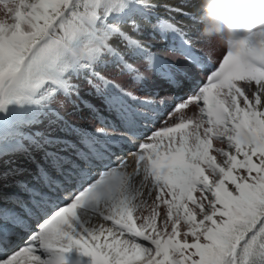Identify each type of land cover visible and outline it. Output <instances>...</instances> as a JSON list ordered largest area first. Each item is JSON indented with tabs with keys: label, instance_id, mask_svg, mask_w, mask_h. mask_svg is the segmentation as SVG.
I'll return each instance as SVG.
<instances>
[{
	"label": "snow or ice",
	"instance_id": "1",
	"mask_svg": "<svg viewBox=\"0 0 264 264\" xmlns=\"http://www.w3.org/2000/svg\"><path fill=\"white\" fill-rule=\"evenodd\" d=\"M187 3L0 0V164L9 154L27 156L49 189L32 190L39 230L27 246L15 251L11 230L0 229V264H84L70 261L73 249L90 264H264V31L227 43L206 83L180 97L150 134L142 129L157 123L164 101L141 99L101 71L112 64L142 81L125 58L130 54L146 70H167L171 82L172 66L134 38L143 33L136 18L150 22L149 14L163 6L202 24L201 16L184 11ZM152 27L163 39L187 35L172 16ZM183 43L192 58L190 42ZM81 81L115 111L122 136L114 135V125L113 132L97 128L78 147L33 130L55 111L59 96L79 97ZM192 106L197 112L186 116ZM172 117L176 122L169 123ZM121 142L136 148L132 171L127 160H113ZM67 149L73 154H60ZM149 184L151 205L140 199ZM62 192L70 202L39 223ZM98 218L110 226L95 223ZM14 224L27 227L18 217Z\"/></svg>",
	"mask_w": 264,
	"mask_h": 264
},
{
	"label": "rangeland",
	"instance_id": "2",
	"mask_svg": "<svg viewBox=\"0 0 264 264\" xmlns=\"http://www.w3.org/2000/svg\"><path fill=\"white\" fill-rule=\"evenodd\" d=\"M148 1V3L157 5H171L173 7L181 6V0ZM199 5L200 3L198 0H188L187 5L184 6V10L185 8H188L190 13L199 18L202 14ZM169 16L174 17L175 20L180 23L187 33L186 36L180 37L173 34H168L167 38L163 39L160 32L152 27L158 18H167ZM136 19L141 24L143 33L141 35L133 33L134 38L142 40L146 45H151V50L163 57V59L167 61L168 65L177 64L185 67V63L189 61L188 64L192 67V72L197 76V78H190L188 77L189 75H187V78H185V72H183L178 75L179 78L173 77L170 82L166 75L167 70H162L160 72L146 70V62L142 58H133V56L130 54L125 58L129 63L133 64L134 67L139 68L143 73L144 79L142 81L133 80V74H130L121 67L114 66L112 64H109L105 68L101 69L102 74L120 83L125 87L126 90L131 91L135 96H138L141 99L143 97L145 99V97L148 95L150 96V100L163 99L167 94L170 95L172 99L169 97V100H165L163 105H159L157 107V111L160 114L157 123L154 125L148 123L147 128L142 129V132H148L146 134H150V130L153 127L158 128L160 126V120L167 118L168 112L172 109L174 104L179 102L180 97L186 98L191 90L198 91V88L206 83V77L211 74L212 70L218 68L219 63L222 62L223 56L220 60H215L211 56L214 55L215 52L209 46L211 41L205 40L201 36L203 24L192 20L188 16H184L176 12L169 13L165 10V7L161 6L155 9V14H149L150 22H145L139 17ZM218 37L221 38V44L219 45L220 49L225 50L226 52V37L223 35H219ZM185 40L190 42V49L195 54L192 55L191 53L192 58H188L185 54L187 51L183 43ZM174 67L172 66V69ZM184 67L183 69H187ZM177 80L180 82L179 85L176 83ZM80 83L81 89L79 97L75 95L70 98L63 95L59 96V103L53 105L55 111L50 113L47 117H43L42 123L35 126L33 130H39L49 134L53 138H58L67 144H75L78 147L81 146L80 141L84 133H94L97 128H104L106 131L113 132L114 125V135L122 136L123 128L121 126L120 120L118 119L115 111L110 110L104 97L98 94L92 87L83 81ZM56 112H59L62 119H57L55 114ZM196 112L197 109L195 106H192L185 110L184 114L186 116H191ZM115 122L118 125H115ZM174 122H176V118L172 117L169 120V123ZM121 146L124 147V149L117 150V147H114V149H116V156L113 157V160L115 161L117 156L121 157L122 159L124 158L127 160L129 165L128 171H132V164L129 160L132 158L130 156L134 155L136 152V148L135 146H128L125 143H120L118 145V147ZM217 146L226 147V145H222L220 142ZM63 147L64 146L62 144L60 148L63 149ZM61 153H63L62 155H72L73 150H62ZM33 155L35 160L39 162L41 166L49 172V174H51L53 177L59 175V173L55 172V170L50 167L48 162H45L42 159L41 153H33ZM133 157H135V155ZM218 159H222V157L218 156ZM3 161L4 162L0 164V196L3 198L6 196H11L16 200L18 199L22 205L27 206L28 203L34 199L32 190H37L38 193H40L41 188H43V183L40 181L41 176L36 163L31 162L28 157L23 154H9L3 158ZM9 161H11V163H9ZM13 169H19V171H13ZM36 184L38 185V188H35ZM150 187L151 185L149 184L148 187L143 189L144 195H148ZM154 196L155 192L153 191L151 197H149L154 199ZM58 206L59 203H57L55 208ZM55 208H49L48 215H50L51 211H54ZM160 211L163 213V207L160 209ZM47 216H41L39 222ZM95 222L110 226V222L103 221L102 218L96 219ZM37 226L36 218L30 220L28 224L29 229H27L22 238V240H25V242L22 244L17 243L16 246L20 247L21 245L25 244L30 238V235L37 231L34 229V227ZM15 248L16 247H14V249ZM86 259H83V261L87 264H90V258L88 257Z\"/></svg>",
	"mask_w": 264,
	"mask_h": 264
},
{
	"label": "clouds",
	"instance_id": "3",
	"mask_svg": "<svg viewBox=\"0 0 264 264\" xmlns=\"http://www.w3.org/2000/svg\"><path fill=\"white\" fill-rule=\"evenodd\" d=\"M203 28L210 40L223 35L231 44L241 34L264 31V0H199Z\"/></svg>",
	"mask_w": 264,
	"mask_h": 264
},
{
	"label": "bare ground",
	"instance_id": "4",
	"mask_svg": "<svg viewBox=\"0 0 264 264\" xmlns=\"http://www.w3.org/2000/svg\"><path fill=\"white\" fill-rule=\"evenodd\" d=\"M149 2V1H148ZM198 2H199V0H198ZM153 4V3H152ZM184 11H187V12H189V10H188V8H185V10ZM201 37V36H200ZM211 41V42H210ZM210 48L215 52V54L214 55H211L215 60H220L221 58H222V56L223 55H225L226 54V52H225V50H221L220 49V47H219V45L221 44L220 43V41H221V38H219L218 36H215V37H213L212 39H210ZM191 50V49H190ZM191 53H192V55H195L194 54V52L191 50ZM196 57V56H195ZM188 61V60H187ZM172 62V61H171ZM189 62V61H188ZM188 62L187 63H185V67L184 66H180V65H177V64H170V65H172L174 68L173 69H171V71H172V73H173V77H175V78H179L178 77V75L180 74V73H183L184 71L183 70H185V69H183V67L184 68H187L188 69V71H187V74L186 75H189L188 77H190V78H197V76H196V74L195 73H193L192 72V67L188 64ZM192 62V61H191ZM182 76V75H181ZM184 76V75H183ZM174 78V79H175ZM174 88H176V87H174ZM169 93V92H168ZM170 95L169 94H167L166 96H165V98H161V99H155L156 101H160V100H163V101H165V100H169L170 98ZM142 99H144V97L142 98ZM145 99H149L150 100V96L148 95V96H146L145 97ZM172 99V98H171ZM109 119V118H108ZM157 120H159V119H157ZM110 121V120H109ZM111 123V122H110ZM115 125H118L116 122L114 123ZM109 125H112V124H109ZM118 128V127H117ZM146 131V130H145ZM145 133H148V132H145ZM125 139H128V137H126ZM134 139V138H133ZM136 143H139V142H141V141H139V140H136L135 141ZM121 143H125L126 145H128V146H134V144L133 143H127V142H121ZM214 144L217 146V145H219V141H214ZM124 146V145H123ZM117 148V150H122V149H124V147H118V146H116ZM116 149H113L114 151H116ZM60 154L62 155L63 153H61L60 152ZM71 154V153H70ZM121 156V155H120ZM134 155H132V156H130V157H132V158H130V162H131V164H132V169H133V167H135V160H136V157H133ZM117 158H121V157H119V156H117L116 157V159ZM122 159V158H121ZM124 159V158H123ZM59 176V175H58ZM58 176H56V177H58ZM40 181H42V183H43V188H41V194H48L49 193V189L47 188V186H46V184L44 183V180H43V178L41 177V179H40ZM35 183V182H34ZM22 188V187H21ZM35 188H38V185L36 184L35 185ZM36 192L38 193V191L36 190ZM67 195V193H60V200L59 201H57V203H59V206L57 207V208H55L54 209V211L55 210H58L59 209V207H63V206H66V204L68 203V202H70V201H66V200H64L63 199V197L64 196H66ZM151 197V196H150ZM149 197V195H143L140 199H142V200H145L149 205H151V203H152V201H153V199H151ZM0 229H4V230H11L10 232H9V234H10V236L12 237V239L13 240H15V245L13 246V248L14 247H16L14 250L15 251H18L20 248H23V247H25V246H27L26 245V243L25 244H23V245H21L20 247H18V246H16L17 245V243L18 244H22L23 242H25V240L23 241L22 240V238H23V235L25 234V232L27 231V229H29V227H28V224H29V222H30V220H32L33 218L35 219L36 217H35V207H34V205H33V203H32V201H30L29 203H28V205L27 206H24V205H22L21 203H20V201H18V199L16 200V199H14L13 197H11V196H6V197H1L0 196ZM38 199V198H37ZM32 200V199H31ZM26 209H31L32 210V212H33V215L32 216H29V214H28V211L26 210ZM54 211H51V213H50V215L51 214H53L54 213ZM50 215H48L47 217H45V218H50ZM20 218L22 221H24L25 223H26V225H27V227H20V226H17L16 224H14V220L16 219V218ZM45 218H43L39 223H43V220L45 219ZM95 222V221H94ZM95 223H97V222H95ZM37 225H38V223H37ZM34 229L35 230H39L38 229V226L37 227H34ZM14 233V234H13ZM20 237H21V239H20ZM27 237H29V236H27ZM20 239V240H19ZM19 241V242H18ZM8 254L9 255H11V254H13V250L12 249H9L8 250ZM0 255H3V252H0ZM68 255V258L70 259V261H72V260H76V259H81V260H83V259H86V258H88V257H83V256H81V254L78 252V250H76V249H73L70 253H68L67 254ZM87 260V259H86ZM84 262V261H83ZM84 263H86V262H84ZM87 264V263H86Z\"/></svg>",
	"mask_w": 264,
	"mask_h": 264
}]
</instances>
